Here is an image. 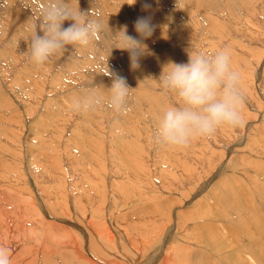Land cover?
Returning <instances> with one entry per match:
<instances>
[{
	"label": "rangeland",
	"instance_id": "374dc122",
	"mask_svg": "<svg viewBox=\"0 0 264 264\" xmlns=\"http://www.w3.org/2000/svg\"><path fill=\"white\" fill-rule=\"evenodd\" d=\"M147 2L149 11L142 10L145 0H71L74 8L99 13L100 38L37 66L27 48L45 0H0V246L11 264H107L113 250L126 256L135 235L145 244L138 245L145 263L159 244V237L146 238L175 224L177 233L193 231L187 244L173 237L179 255L190 254L188 264H221L206 246L204 218L210 222L217 210L213 222L220 224L238 201L264 218V0ZM145 15L155 29L132 69L115 33L127 26L129 36L141 39L134 22ZM224 48L243 77L242 125L221 127L183 149L156 144V118L176 103L160 91L163 67L186 63L188 52ZM116 75L131 88L125 110H73L92 92L106 97ZM75 221L93 224L97 235L83 234ZM111 224L131 234L130 246Z\"/></svg>",
	"mask_w": 264,
	"mask_h": 264
},
{
	"label": "clouds",
	"instance_id": "9594fccd",
	"mask_svg": "<svg viewBox=\"0 0 264 264\" xmlns=\"http://www.w3.org/2000/svg\"><path fill=\"white\" fill-rule=\"evenodd\" d=\"M135 3L133 0L132 4ZM151 8L145 0L142 10ZM103 27L99 13L91 8H74L71 0H45L40 9L39 30L30 29L32 35L27 48L30 59L40 66L69 47L86 48L100 38ZM134 27L141 39L129 36L127 26L115 33L122 34L123 45L119 48L128 51L132 69L139 67V60L146 52L143 40L152 36L155 25L152 16L145 15L136 19ZM242 79V73L232 65L231 52L227 48L214 54L188 52L186 63L165 65L157 79L160 91L173 96L176 103L165 107L156 118L153 132L156 144L183 149L197 138L212 136L221 127L242 125ZM130 89L126 78L116 75L106 97L92 92L74 102L73 110L88 112L104 106L115 112L123 111ZM0 264H11L9 251L2 246Z\"/></svg>",
	"mask_w": 264,
	"mask_h": 264
},
{
	"label": "bare ground",
	"instance_id": "6f19581e",
	"mask_svg": "<svg viewBox=\"0 0 264 264\" xmlns=\"http://www.w3.org/2000/svg\"><path fill=\"white\" fill-rule=\"evenodd\" d=\"M42 1V0H41ZM37 4V3H36ZM45 4V3H44ZM231 180V179H230ZM233 180V179H232ZM155 193V192H154ZM163 196V195H162ZM205 202V201H203ZM239 202V201H238ZM234 203L232 211L234 212V214L226 216L223 215L222 218L220 219L222 222H220V224H214V220L216 219L215 217L218 216V212L217 210L213 213L208 215L209 219H211L210 222H207L209 220H207L206 218H204L203 222H199L201 228H205L207 229V231L205 230L204 232V237L207 239L206 240V246L211 248V251L218 257L215 262H220L221 264H264V218L260 216V214H258L257 212H252L255 210H251L249 205H246V207H244L242 205L241 202L239 203ZM75 206V205H74ZM76 208V207H75ZM215 208V207H213ZM236 208V209H235ZM80 209V208H79ZM238 209V210H237ZM169 210V209H168ZM236 210V211H235ZM242 210L243 213L240 214L238 211ZM167 211V210H166ZM170 211V210H169ZM172 211V210H171ZM206 211V210H205ZM259 211V210H258ZM262 211V210H261ZM168 213V212H166ZM172 213V212H171ZM257 213V214H254ZM74 214V213H73ZM215 214V215H214ZM262 214V213H261ZM79 217L81 219L84 218L83 214H81L79 212ZM154 215V214H153ZM158 215V214H157ZM165 215V214H164ZM167 215V214H166ZM163 216V215H162ZM168 216H170V214H168ZM149 217V216H148ZM157 217V216H156ZM165 217V216H164ZM230 217L232 218V220H229ZM235 217H239L242 218V222H238V223H232L233 219ZM150 218V217H149ZM203 218V217H202ZM98 219V218H97ZM108 219V218H107ZM112 219V218H110ZM156 219V218H155ZM162 219V218H161ZM159 219V220H161ZM100 220V219H99ZM147 220V219H146ZM153 221V219H151ZM207 220V221H205ZM71 221V220H70ZM81 221V220H79ZM148 221V220H147ZM77 225L80 226V229L82 230L83 234H87L88 235V231L89 233H93L94 235H97L96 232L94 233V231L92 230V225L91 224H86V226L81 225L79 222L75 221ZM85 222V220H84ZM87 222V221H86ZM189 222V221H188ZM187 222V223H188ZM101 223V222H100ZM110 223V222H109ZM108 223V224H109ZM112 223V222H111ZM225 223V224H224ZM75 224V223H74ZM83 224V223H82ZM156 224V223H155ZM189 224V223H188ZM224 225L223 228H221V225ZM101 225V224H100ZM102 225L105 226V224L102 223ZM112 225V224H111ZM110 225V226H111ZM113 226V225H112ZM153 226V225H152ZM160 226V225H159ZM179 225L176 226V224L174 226H172L169 230H167V232H165V230L161 233V234H153L152 236H149V238L147 239V243L149 242H154L155 237H159L157 238L159 240V244L158 246L155 244V247H157L155 250H153L152 254L150 255L149 259L146 260V262L141 263L139 258H141V255L144 253L143 249H141L140 246H138L139 244H143V240H142V236H134V241L135 244L132 245L131 247H127L129 250L127 251L126 256L117 252V250H113V254H115L114 259L116 258V260H110V262H107V264H188V260L190 258V254L186 253L184 248H186L187 250L189 249L188 246L185 245V247L183 248V252H185V259H183L184 257H182V255L180 256V252L178 251L179 249L176 248V246L178 244L175 243V240L173 239L174 236H176L177 238H179L178 240L181 241H185L186 243V234H189V232H193L190 231L191 228L188 229V233H183L185 231H179V233H177V228ZM181 226V225H180ZM194 226V225H193ZM91 227V228H90ZM189 227V226H188ZM94 228V225H93ZM113 229V231H119L122 232L123 236L122 238H125L126 244L129 245L128 243H132V236H130V233H126L123 232L119 226H113L111 227ZM240 228V229H239ZM153 229V228H152ZM172 229V230H171ZM105 230V229H104ZM176 230V231H175ZM181 230V229H180ZM225 230L224 233H222V231ZM237 230V231H236ZM112 231V230H111ZM128 231V230H126ZM195 231V230H194ZM198 231V230H197ZM236 231V232H235ZM118 232V233H120ZM129 232V231H128ZM165 232V233H164ZM196 233V232H194ZM192 233V234H194ZM240 233V235H239ZM99 234V233H98ZM116 234V233H114ZM136 234V233H135ZM163 234V235H162ZM70 235V232H69ZM92 235V237L94 236ZM119 235V234H118ZM117 235V236H118ZM121 235V234H120ZM160 235H162V237L160 238ZM183 236V237H182ZM194 236V235H193ZM210 237L209 239L207 237ZM229 236V237H227ZM236 236H239L238 239ZM4 237V236H3ZM75 237V235H74ZM102 237V236H101ZM189 238H195L192 236H188ZM97 238V237H96ZM113 238V236H112ZM131 238V239H129ZM72 239V236H71ZM129 239V241H128ZM198 239V238H196ZM203 239V235L201 237H199V240ZM103 240V239H102ZM113 240V239H112ZM145 240V239H144ZM156 240V239H155ZM156 240V242L158 241ZM216 240V241H214ZM174 241V242H173ZM182 241V242H183ZM192 241V240H191ZM73 242V241H72ZM121 242V241H120ZM173 242V243H172ZM177 242V241H176ZM195 242V239L194 241ZM197 242V241H196ZM211 242H214L216 245L211 246ZM93 243V242H89ZM105 243V242H104ZM107 243V242H106ZM146 243V242H145ZM184 243V244H185ZM190 243V242H188ZM73 245L75 243H72ZM84 244V243H83ZM99 244V243H98ZM101 244V243H100ZM187 244V243H186ZM91 245V244H90ZM93 245V244H92ZM97 245V244H96ZM95 245V246H96ZM111 245V244H110ZM145 245V244H143ZM152 245V244H151ZM197 245V244H196ZM82 246V245H81ZM86 246V245H85ZM120 246V245H119ZM122 246V245H121ZM130 246V245H129ZM191 246V245H190ZM87 247V246H86ZM109 247V245H108ZM143 247V246H142ZM154 247V248H155ZM181 247V245H180ZM77 248V247H76ZM105 248V246H104ZM121 249V248H120ZM89 250V249H87ZM106 250V249H105ZM122 250V249H121ZM149 250V249H148ZM109 251V250H108ZM116 251V252H115ZM150 251V250H149ZM181 251V250H180ZM189 251V250H188ZM226 251L228 252L226 254ZM78 252V251H77ZM132 252H134L135 254H132ZM107 253V252H105ZM151 252H149L150 254ZM182 253V252H181ZM148 254V253H147ZM183 254V253H182ZM189 254V255H188ZM79 255V253H78ZM111 254H109L110 256ZM132 255V256H131ZM135 255V256H134ZM198 256H201L202 253L198 252L197 253ZM133 256L135 257L133 259ZM147 256V255H146ZM149 256V255H148ZM184 256V255H183ZM139 257V258H138ZM82 258V257H81ZM110 258V257H109ZM108 258V259H109ZM188 258V260H187ZM127 259V260H126ZM178 260V261H177ZM109 261V260H108ZM177 261V262H176ZM174 262V263H173ZM194 264H211V262H205V261H201V260H195Z\"/></svg>",
	"mask_w": 264,
	"mask_h": 264
}]
</instances>
